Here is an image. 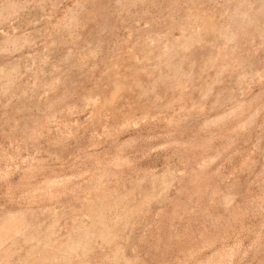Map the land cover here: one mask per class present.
I'll list each match as a JSON object with an SVG mask.
<instances>
[{
  "label": "rangeland",
  "instance_id": "374dc122",
  "mask_svg": "<svg viewBox=\"0 0 264 264\" xmlns=\"http://www.w3.org/2000/svg\"><path fill=\"white\" fill-rule=\"evenodd\" d=\"M0 264H264V0H0Z\"/></svg>",
  "mask_w": 264,
  "mask_h": 264
}]
</instances>
